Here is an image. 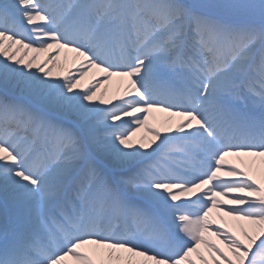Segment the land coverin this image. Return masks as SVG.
I'll use <instances>...</instances> for the list:
<instances>
[{
  "label": "snow or ice",
  "instance_id": "1",
  "mask_svg": "<svg viewBox=\"0 0 264 264\" xmlns=\"http://www.w3.org/2000/svg\"><path fill=\"white\" fill-rule=\"evenodd\" d=\"M0 264H264V0H0Z\"/></svg>",
  "mask_w": 264,
  "mask_h": 264
},
{
  "label": "bare ground",
  "instance_id": "2",
  "mask_svg": "<svg viewBox=\"0 0 264 264\" xmlns=\"http://www.w3.org/2000/svg\"><path fill=\"white\" fill-rule=\"evenodd\" d=\"M32 55H34V53H31V52H29L28 53V56H26L25 57V59L27 60L28 59V57H30V56H32ZM43 55V54H42ZM70 55V54H69ZM61 63L63 62V57H61V61H60ZM66 67H67V65H66ZM56 72H59L60 71V69L59 68H57L56 70H55ZM87 79V78H86ZM116 87V84H115V81L112 83V85H110L109 86V88H110V94H111V91L112 90H114V88ZM157 115V117H161L163 114H156ZM140 135H145V132L143 131V130H141V132L140 133H138L137 134V136H140Z\"/></svg>",
  "mask_w": 264,
  "mask_h": 264
}]
</instances>
